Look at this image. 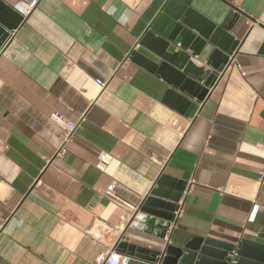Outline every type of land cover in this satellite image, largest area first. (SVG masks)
<instances>
[{"label":"crops","instance_id":"crops-1","mask_svg":"<svg viewBox=\"0 0 264 264\" xmlns=\"http://www.w3.org/2000/svg\"><path fill=\"white\" fill-rule=\"evenodd\" d=\"M169 1L39 0L0 48V264H98L122 240L161 251L127 206L162 176L185 186L170 245H235L264 229V0H192L216 25L234 20L232 7L243 15L229 66L188 118L162 102L166 82L130 60L157 61L139 40ZM53 113L78 124L61 157ZM100 152L112 156L105 172Z\"/></svg>","mask_w":264,"mask_h":264},{"label":"water","instance_id":"water-1","mask_svg":"<svg viewBox=\"0 0 264 264\" xmlns=\"http://www.w3.org/2000/svg\"><path fill=\"white\" fill-rule=\"evenodd\" d=\"M191 2L170 0L140 38L139 46L157 61L137 52L130 56L131 61L166 82L169 89L162 102L186 118L193 116L215 77L229 66V57L238 47L230 31L237 16L243 15L232 7L234 20L228 25H216L195 13ZM26 21L0 0V48ZM209 48L211 51L202 62L200 58ZM184 190L183 183L162 176L134 212L131 227L164 239ZM114 249L152 264L159 255V251L151 252L124 240ZM163 252L161 264H264V229L253 241L242 240L234 245L196 237L181 247L167 245Z\"/></svg>","mask_w":264,"mask_h":264},{"label":"built area","instance_id":"built-area-1","mask_svg":"<svg viewBox=\"0 0 264 264\" xmlns=\"http://www.w3.org/2000/svg\"><path fill=\"white\" fill-rule=\"evenodd\" d=\"M38 1L39 0H19L13 7V10L18 13L23 20L27 19L31 13L35 10V8L38 5ZM12 35V33L10 34V36ZM10 38V37H9ZM232 59V56L229 57V60ZM226 69V68H225ZM241 71V70H240ZM222 74V72H220L214 79V81H217L220 77V75ZM241 75L243 77H245V74L241 71ZM213 81V82H214ZM95 84L102 90L105 88L106 83L102 80H95ZM210 88V87H209ZM51 119L58 124L64 132V137L63 140L61 142V145L59 147V149L57 150V152L55 153V157L59 156H64L65 154V145L71 140L75 130L78 127L77 123L71 122L69 120H67L66 118H64L61 114L59 113H53L51 115ZM112 161V156H110L109 154L105 153V152H100L97 155L96 158V163H95V168L96 170H98L99 172H105L106 168L109 166V164ZM259 184L262 186L264 185V169H262V171L260 172V177H259ZM115 185L111 184L110 186H108L107 188V195L112 197L115 200H118L114 195H113V191H114ZM119 201V200H118ZM125 205V204H123ZM181 199L179 200V202L177 203V209L174 212V218L173 221L171 223V226L169 228V230L167 231H171L172 227L175 225L177 219L180 217L181 214ZM128 208H130L131 210H133L134 212L137 209H134L130 206H127ZM259 210L258 207H255L251 217L253 218L256 214V212ZM165 246L170 245V239L166 236L165 234ZM164 247L161 251H159V255L156 257V263L155 264H161V261L164 257ZM132 258L121 254L119 252H117L114 248L110 251H107L104 254H101L98 259H97V263L98 264H130Z\"/></svg>","mask_w":264,"mask_h":264}]
</instances>
